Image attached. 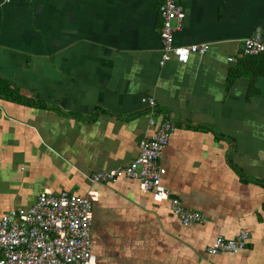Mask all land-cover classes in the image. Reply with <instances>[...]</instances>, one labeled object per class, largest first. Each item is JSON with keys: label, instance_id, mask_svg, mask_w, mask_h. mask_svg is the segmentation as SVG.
Segmentation results:
<instances>
[{"label": "crops", "instance_id": "crops-1", "mask_svg": "<svg viewBox=\"0 0 264 264\" xmlns=\"http://www.w3.org/2000/svg\"><path fill=\"white\" fill-rule=\"evenodd\" d=\"M163 2L0 0V218L46 189L97 190L98 264H264V75L243 55L247 38L264 40V0H179L175 44L210 49L162 67ZM149 97L159 121L176 120L163 185L204 224L184 226L137 181L89 180L139 156L155 130ZM241 231L248 250L208 254Z\"/></svg>", "mask_w": 264, "mask_h": 264}, {"label": "built area", "instance_id": "built-area-1", "mask_svg": "<svg viewBox=\"0 0 264 264\" xmlns=\"http://www.w3.org/2000/svg\"><path fill=\"white\" fill-rule=\"evenodd\" d=\"M11 2L4 0L6 4ZM160 16L162 67L173 58L186 64L191 55H204L209 51V44H175V34L182 29L186 16L179 0H164ZM243 55H264L263 38L259 35L247 38ZM143 102L151 108L150 124L155 130L141 142L139 156L126 166L91 175L90 182L92 185L113 184L121 178L137 181L141 191L152 194L156 203H169L172 214L184 226L206 223L202 213L186 208L163 185L166 169L160 159L176 130V120L168 114L159 121L156 100L149 97ZM99 197L97 190L79 196L68 192L55 195L46 189L38 195L34 205L10 210L0 218V264H98L92 252V223ZM249 248V234L241 231L231 239L218 236L208 248V254L237 255Z\"/></svg>", "mask_w": 264, "mask_h": 264}, {"label": "trees", "instance_id": "trees-1", "mask_svg": "<svg viewBox=\"0 0 264 264\" xmlns=\"http://www.w3.org/2000/svg\"><path fill=\"white\" fill-rule=\"evenodd\" d=\"M247 59H256V60H254V61H256L257 62V64H256V69L254 68V67H252V69L254 70L253 72H255V75H257V73H258V75H264V55H260V56H248L247 57ZM259 60V61H258ZM246 66L244 65H242L241 67H240V69L239 70H236V71H234V74H232V78H235V77H237V75L239 74V73H241V71L245 68ZM232 81H233V79L232 80H230V85H231V83H232ZM0 85H1V83H0ZM1 88L2 89H0V91H1V93L3 94L4 92H5V89L1 86ZM7 96H9L10 97V99H13V100H17V101H22V97H20L19 95H18V93H16V92H14V91H10L9 92V94L7 95ZM30 104H33V103H30ZM37 106L39 105V104H36ZM246 232V231H245ZM248 233V232H247ZM249 234V233H248ZM226 238V237H225ZM227 239H231V238H227ZM249 240H250V234H249ZM245 251V250H244ZM241 252H243V251H241ZM239 254V253H238Z\"/></svg>", "mask_w": 264, "mask_h": 264}, {"label": "rangeland", "instance_id": "rangeland-1", "mask_svg": "<svg viewBox=\"0 0 264 264\" xmlns=\"http://www.w3.org/2000/svg\"><path fill=\"white\" fill-rule=\"evenodd\" d=\"M100 191L102 192V189H100Z\"/></svg>", "mask_w": 264, "mask_h": 264}]
</instances>
